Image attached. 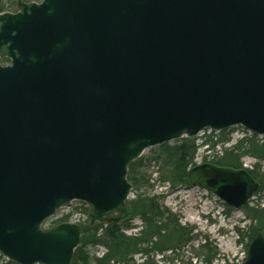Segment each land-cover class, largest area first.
<instances>
[{
    "label": "water",
    "instance_id": "obj_1",
    "mask_svg": "<svg viewBox=\"0 0 264 264\" xmlns=\"http://www.w3.org/2000/svg\"><path fill=\"white\" fill-rule=\"evenodd\" d=\"M0 13V254L71 264L82 228L43 222L73 201L89 223L131 219L130 164L205 128L264 135V0L17 1ZM192 183L235 209L246 171ZM242 264H264V232Z\"/></svg>",
    "mask_w": 264,
    "mask_h": 264
},
{
    "label": "trees",
    "instance_id": "obj_2",
    "mask_svg": "<svg viewBox=\"0 0 264 264\" xmlns=\"http://www.w3.org/2000/svg\"><path fill=\"white\" fill-rule=\"evenodd\" d=\"M18 0H0V12L13 11L16 9ZM23 1H41V0H23ZM9 59L1 56L0 63H6ZM229 131H223L218 134L214 140L211 136V147L219 143L227 142ZM208 141V140H207ZM205 143H208V142ZM198 149L196 138L184 137L175 143H164L153 148L154 155L149 163L160 167L161 177L164 182L169 183L172 187L190 183L189 173L190 166ZM249 155L264 161V139L257 136L237 142L233 148L225 149L222 156H215L211 162L217 166L228 167L239 171L243 168L240 161L242 156ZM142 158L132 162L129 166L128 180L136 191V197L129 200L133 211V218H139L142 225L136 234L128 235L124 231L137 228L130 221H124L119 224L96 223L90 225L89 222L82 226V241L76 248L72 259V264H132L133 256L137 253H144L148 257L143 264H157L150 257L151 253L163 252L170 248L183 247L191 243L193 239V228L183 226L180 223L177 214L173 213L170 208L164 207L159 199L155 196H149L147 188L149 186L141 185L139 179L137 164ZM253 178L259 183L261 204L243 208L246 218L251 220L248 228L249 242L247 248L259 231L264 232V172L259 165L252 170H248ZM166 175L163 176V174ZM145 180V179H143ZM148 182L147 180H145ZM147 187L144 191L140 189ZM140 191H138V190ZM89 211V208L81 203ZM229 209V208H228ZM68 221V216L62 217L57 223ZM56 223V222H55ZM101 234L99 235V233ZM239 234L244 235L238 228ZM100 243L107 249L106 254L101 257H91L86 251L90 244ZM202 252L207 251L206 263L211 264L216 256V251L212 248L211 243H205L202 246ZM196 254H201L199 250L194 249ZM182 264H189L183 262Z\"/></svg>",
    "mask_w": 264,
    "mask_h": 264
},
{
    "label": "rangeland",
    "instance_id": "obj_3",
    "mask_svg": "<svg viewBox=\"0 0 264 264\" xmlns=\"http://www.w3.org/2000/svg\"><path fill=\"white\" fill-rule=\"evenodd\" d=\"M13 11H17V8ZM214 140L218 138V133L211 131H202L196 136V144L198 149L190 167L199 166L202 164H213V156L222 155L225 149H231L241 138H250L252 135L249 131L245 130L241 125L230 128L229 140L227 142L219 143L215 148H207L205 143L207 140L211 146L210 138L214 136ZM259 139H262L258 137ZM180 139L172 141H180ZM153 148L146 149L138 166L139 179L143 186L140 190L144 191L147 188L149 196H155L164 207H168L171 211L178 215L180 223L186 227L193 228V239L191 243L179 248L178 253L165 252L164 260L168 262L174 261L175 264H182L183 262L189 264H207V251L202 252V245L211 243L212 248L216 251V256L211 264H241L247 257V244L249 242L248 228L251 220L246 218L242 209L236 210L234 208L228 209L221 199H219L212 192L201 188L195 183H188L177 187H172L169 183L160 179V167L154 165V162L149 163L151 157L154 155ZM240 161L243 165H254L256 160L252 156H242ZM259 168L264 172V162H258ZM215 165V164H213ZM163 174V173H162ZM166 173L163 174V176ZM148 182H146L145 180ZM138 190V189H137ZM138 190V191H140ZM136 191L132 190L129 200L136 197ZM260 194H256L251 200L250 206H256L262 203ZM68 215V220L78 224H86L89 221L86 218L87 210L81 203L75 201L70 209L60 208L57 210L56 215L48 218L43 226L45 228L56 225L57 222ZM56 222V223H55ZM137 228H132L128 233H136L142 222L139 218H134L131 221ZM238 228L242 230L244 235L241 236ZM101 232L99 233V235ZM194 249L202 252L196 254ZM86 251L91 257L100 258L107 249L100 243H94L87 246ZM155 259L158 253H151ZM195 254V256L193 255ZM139 257L134 256L132 264H138ZM0 264H8L7 258L0 255ZM15 264V263H14ZM123 264V263H121ZM160 264V263H159ZM164 264V263H163Z\"/></svg>",
    "mask_w": 264,
    "mask_h": 264
},
{
    "label": "bare ground",
    "instance_id": "obj_4",
    "mask_svg": "<svg viewBox=\"0 0 264 264\" xmlns=\"http://www.w3.org/2000/svg\"><path fill=\"white\" fill-rule=\"evenodd\" d=\"M5 58H7V57H5ZM7 59H9V58H7ZM10 63V59H9V61L8 62H6V63H4V64H9ZM239 126V125H238ZM243 127V126H242ZM244 128V127H243ZM245 129V128H244ZM245 130H247V129H245ZM247 131H249V130H247ZM250 133H251V131H249ZM252 135V134H251ZM253 137V135L250 137V138H252ZM245 139H248V138H245V137H243V138H241L239 141H241V140H245ZM238 141V142H239ZM237 143V142H236ZM223 155V154H222ZM222 155H220V156H222ZM142 156V155H141ZM140 156V157H141ZM216 156H219V155H217L216 154ZM213 157H215V156H213ZM138 159V158H137ZM136 159V160H137ZM136 160H134V161H136ZM133 161V162H134ZM129 181V180H128ZM130 182V181H129ZM202 188V187H201ZM204 189V188H203ZM132 190H133V185H132ZM132 190H131V192H132ZM205 190H207V189H205ZM208 191V190H207ZM208 192H213V191H208ZM214 193V192H213ZM131 194V193H130ZM215 194V193H214ZM44 229H49V228H44ZM127 234V233H126ZM133 233H129L128 235H132ZM184 247V246H183ZM179 248H182V247H176V248H170V249H168V250H165V251H163V252H160L159 254H158V257L155 259V257H153V254H150V257L151 258H153L155 261H156V263L157 264H165L166 263V261L164 260V254H165V252H167V251H169L170 253H178L179 252ZM156 253V252H155ZM194 256H195V254H193ZM134 256H138L139 257V262H138V264H143L144 262H145V260L147 259V255L146 254H144V253H137V254H134ZM133 256V257H134Z\"/></svg>",
    "mask_w": 264,
    "mask_h": 264
}]
</instances>
